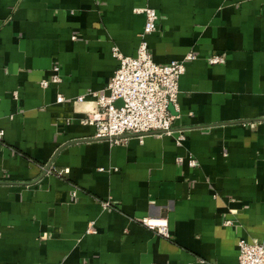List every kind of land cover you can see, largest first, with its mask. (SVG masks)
Listing matches in <instances>:
<instances>
[{"label":"crops","instance_id":"1","mask_svg":"<svg viewBox=\"0 0 264 264\" xmlns=\"http://www.w3.org/2000/svg\"><path fill=\"white\" fill-rule=\"evenodd\" d=\"M146 5L153 61L196 56L172 133L95 140L77 98L135 55ZM0 132V264H238L264 244V0H0Z\"/></svg>","mask_w":264,"mask_h":264},{"label":"built area","instance_id":"2","mask_svg":"<svg viewBox=\"0 0 264 264\" xmlns=\"http://www.w3.org/2000/svg\"><path fill=\"white\" fill-rule=\"evenodd\" d=\"M135 12L143 14L145 18L135 55L124 56L113 47L112 56L118 61V67L106 88L100 92H87L77 98L79 102L92 100L94 103L92 116L87 115L82 121L95 126L93 138L116 145L131 137L141 141L149 135H171L173 116L168 108L177 106L179 79L185 72L186 63L196 59L195 54L190 52L183 59L167 64L154 62L149 54L146 37L157 31L158 14L147 5L135 9ZM207 63L222 64L224 57L211 55ZM53 70L55 74L51 82L58 83V68ZM40 85L46 88L48 81H42ZM62 101L64 98L59 96L57 102ZM182 140L183 136H177L176 143L180 144ZM187 164L195 167L196 162L188 157ZM140 223L161 236H167V223L162 218L145 217ZM237 246L238 264H264L263 243L240 240Z\"/></svg>","mask_w":264,"mask_h":264}]
</instances>
